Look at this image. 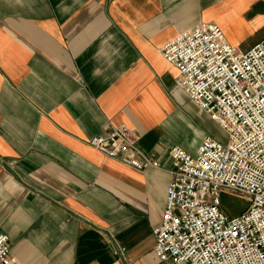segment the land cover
<instances>
[{"label": "crops", "instance_id": "obj_1", "mask_svg": "<svg viewBox=\"0 0 264 264\" xmlns=\"http://www.w3.org/2000/svg\"><path fill=\"white\" fill-rule=\"evenodd\" d=\"M226 1L0 0V230L12 256L165 264L154 229L171 149L195 155L216 128L200 129L185 111L192 101L162 48L218 21ZM250 21L257 27V14ZM188 123L201 134L193 144L182 137ZM113 125L138 132L160 166L137 170L89 145Z\"/></svg>", "mask_w": 264, "mask_h": 264}, {"label": "built area", "instance_id": "obj_2", "mask_svg": "<svg viewBox=\"0 0 264 264\" xmlns=\"http://www.w3.org/2000/svg\"><path fill=\"white\" fill-rule=\"evenodd\" d=\"M162 55L178 69V86L228 138L206 136L195 155L171 149L156 255L165 264H264V38L244 51L220 25L202 22L166 43ZM140 140L134 129L113 125L89 145L137 170L159 167ZM225 190L244 195L249 208L229 216L221 203ZM0 264H23L1 230Z\"/></svg>", "mask_w": 264, "mask_h": 264}, {"label": "rangeland", "instance_id": "obj_3", "mask_svg": "<svg viewBox=\"0 0 264 264\" xmlns=\"http://www.w3.org/2000/svg\"><path fill=\"white\" fill-rule=\"evenodd\" d=\"M258 16V24L255 27L250 21L255 15ZM215 18L210 22H220L224 27L227 40L230 43H238L240 48L248 51L255 44L264 38V0H227L216 11ZM237 46V45H236ZM185 111L190 113L199 128L208 130L214 126L215 131L208 130L221 142H225L228 138L226 132L213 122L208 114L203 112L192 102L186 103ZM196 115L197 117H195ZM195 127H191L189 123L182 126L183 135L191 144L200 138V133ZM222 209L231 217L239 216L244 213L250 206L248 199L239 193L225 190L221 193Z\"/></svg>", "mask_w": 264, "mask_h": 264}]
</instances>
